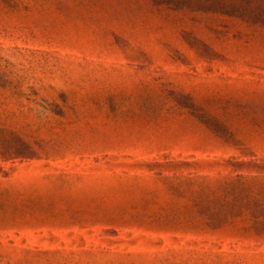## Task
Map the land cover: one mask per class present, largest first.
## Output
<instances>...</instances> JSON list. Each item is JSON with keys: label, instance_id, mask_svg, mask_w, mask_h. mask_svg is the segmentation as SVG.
<instances>
[{"label": "rangeland", "instance_id": "obj_1", "mask_svg": "<svg viewBox=\"0 0 264 264\" xmlns=\"http://www.w3.org/2000/svg\"><path fill=\"white\" fill-rule=\"evenodd\" d=\"M249 34L207 62L144 0H0V264H264L187 185L264 161Z\"/></svg>", "mask_w": 264, "mask_h": 264}, {"label": "trees", "instance_id": "obj_2", "mask_svg": "<svg viewBox=\"0 0 264 264\" xmlns=\"http://www.w3.org/2000/svg\"><path fill=\"white\" fill-rule=\"evenodd\" d=\"M173 25L182 43L203 61L217 58L213 45L226 43L240 26L264 46V0H144ZM234 30V31H233ZM241 35V34H240ZM255 38V37H254ZM250 41L249 38L246 39ZM228 173L189 180L195 224L216 229L245 217L248 230L264 236V161L226 160Z\"/></svg>", "mask_w": 264, "mask_h": 264}]
</instances>
